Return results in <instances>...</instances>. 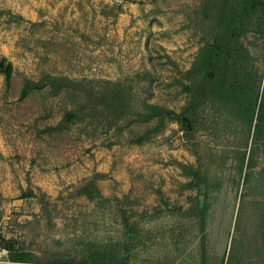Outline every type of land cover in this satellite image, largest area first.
Returning <instances> with one entry per match:
<instances>
[{
  "label": "rangeland",
  "instance_id": "374dc122",
  "mask_svg": "<svg viewBox=\"0 0 264 264\" xmlns=\"http://www.w3.org/2000/svg\"><path fill=\"white\" fill-rule=\"evenodd\" d=\"M0 64V264H264V138L220 91L261 103L264 0H0Z\"/></svg>",
  "mask_w": 264,
  "mask_h": 264
},
{
  "label": "trees",
  "instance_id": "16d2710c",
  "mask_svg": "<svg viewBox=\"0 0 264 264\" xmlns=\"http://www.w3.org/2000/svg\"><path fill=\"white\" fill-rule=\"evenodd\" d=\"M247 30V28H246ZM245 30L243 28L240 29L237 36L236 33H232L236 37L237 40H240L242 36L245 35ZM235 65L230 67V70L227 71L226 75L224 76L222 87L220 88L221 91V100L225 104L228 103L230 106L228 107L229 111H231L236 116L242 118L250 129L254 128V138L261 139L264 138V95L262 97L261 103H258L257 96L254 94V89L252 88V82L247 81L246 85L243 86L242 84L236 83V77L234 76L235 73ZM0 69L5 71L7 76L12 75V66H9L7 69L5 68L4 64H0ZM209 77V72L207 74V78ZM261 82V81H260ZM40 90L39 86H34L32 84L26 85L23 96H26L29 92L34 90ZM251 92V93H249ZM252 94L254 96L253 103L250 105V97L249 95ZM237 96L240 97L242 101V105L244 107L241 108V112H238L234 109L233 103L237 102ZM234 100V101H233ZM231 109V110H230ZM247 109H249V115L247 114ZM247 114L246 116L244 114ZM188 123L187 120L183 119L182 124ZM189 124V123H188ZM264 140V139H263ZM248 159V160H247ZM247 160V163H246ZM240 170L241 172L244 170L246 166V182H251L252 178L254 179L255 175V163L253 160V156H248L247 151L242 154V157L239 159ZM258 176V175H257ZM263 178V177H261ZM259 180V179H258ZM264 180V179H263ZM251 190V186H250ZM240 217V216H239ZM5 249L8 251L9 259L14 264H30L28 256L29 254L16 249L15 243H7L5 244Z\"/></svg>",
  "mask_w": 264,
  "mask_h": 264
}]
</instances>
